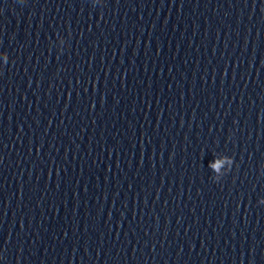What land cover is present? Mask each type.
I'll return each instance as SVG.
<instances>
[{
  "label": "clouds",
  "instance_id": "9594fccd",
  "mask_svg": "<svg viewBox=\"0 0 264 264\" xmlns=\"http://www.w3.org/2000/svg\"><path fill=\"white\" fill-rule=\"evenodd\" d=\"M100 4H102V0H101V3Z\"/></svg>",
  "mask_w": 264,
  "mask_h": 264
}]
</instances>
